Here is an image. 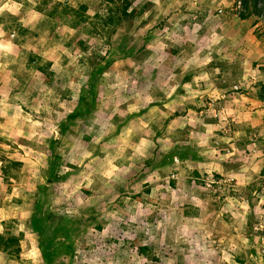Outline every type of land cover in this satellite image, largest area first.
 <instances>
[{"label": "rangeland", "instance_id": "obj_1", "mask_svg": "<svg viewBox=\"0 0 264 264\" xmlns=\"http://www.w3.org/2000/svg\"><path fill=\"white\" fill-rule=\"evenodd\" d=\"M263 2L0 0V264H264Z\"/></svg>", "mask_w": 264, "mask_h": 264}, {"label": "trees", "instance_id": "obj_2", "mask_svg": "<svg viewBox=\"0 0 264 264\" xmlns=\"http://www.w3.org/2000/svg\"><path fill=\"white\" fill-rule=\"evenodd\" d=\"M252 1L254 2V4H257V2H258V0H252ZM243 3L246 6V2H243ZM262 11L264 14V2L262 5ZM114 12H115L114 10H111L110 18H113ZM64 15L71 18V21H72L71 25H76L75 24L76 20H79L81 17H83V14L81 12H78L77 10H73L72 12H70L68 9L65 10ZM102 71H103V69H100V73H102ZM51 157L54 158V156L52 154H51ZM55 165H56V163H54L52 161L49 162V164H48L49 175H48L47 180H46V185L39 187L40 192H41V190L46 191V189L48 188V184H50L51 181H58L61 179V177L57 176V174H56L57 170L55 168ZM50 172H51V174H50ZM40 205H41L40 201H37L35 203V208H36L35 214L39 213L40 215L33 216L31 218V224H32L33 230H35V232L39 236H42L45 234V231H46L45 227H46L47 223H49L48 224L49 226H51L54 223L53 218H54L55 214L50 212V211H47L45 208H42V206H40ZM38 209H43L44 211L38 212V211H40ZM78 220L81 223L83 222V224L86 223V222H84L85 220L83 218H78ZM85 226H87V225L85 224ZM71 233L73 234L74 232H71ZM51 245L52 244H50L49 240H46L45 242L44 241L42 242L39 240L38 248L41 251L43 256L48 255V252L50 251V249L52 247Z\"/></svg>", "mask_w": 264, "mask_h": 264}, {"label": "crops", "instance_id": "obj_3", "mask_svg": "<svg viewBox=\"0 0 264 264\" xmlns=\"http://www.w3.org/2000/svg\"><path fill=\"white\" fill-rule=\"evenodd\" d=\"M0 27H1V24H0Z\"/></svg>", "mask_w": 264, "mask_h": 264}]
</instances>
